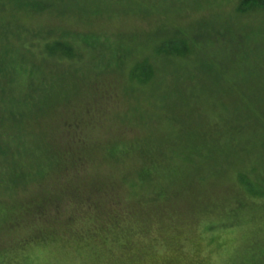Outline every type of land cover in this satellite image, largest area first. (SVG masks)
<instances>
[{"label": "rangeland", "instance_id": "374dc122", "mask_svg": "<svg viewBox=\"0 0 264 264\" xmlns=\"http://www.w3.org/2000/svg\"><path fill=\"white\" fill-rule=\"evenodd\" d=\"M241 1L0 0V152L28 156V137L40 135L63 148L70 134L102 149L119 141L155 146L181 169L172 186L179 196L164 218L193 234L180 237L183 249H157L138 264H242L248 246L263 247L262 236L250 243L242 231L197 232L203 197L223 195L230 171L264 175L261 143L253 144L264 135V13L239 15ZM69 33L88 36L92 48L68 38L72 59L42 55ZM169 40L182 56L156 53ZM18 66L35 69L23 84ZM229 129L248 137L224 156L222 141L237 135ZM92 157L106 178L108 168L130 166L107 161L106 169ZM9 240L0 239L9 264L36 261L14 258ZM237 251L242 262L232 260ZM35 264L58 263L39 256Z\"/></svg>", "mask_w": 264, "mask_h": 264}, {"label": "trees", "instance_id": "16d2710c", "mask_svg": "<svg viewBox=\"0 0 264 264\" xmlns=\"http://www.w3.org/2000/svg\"><path fill=\"white\" fill-rule=\"evenodd\" d=\"M257 8L264 13V0H242L237 12L255 14ZM87 37L65 34L45 44L41 53L50 60L72 59V46L62 40L69 38L92 48ZM156 53L182 56L184 48L169 40ZM18 67L22 74L20 84L27 77L29 81L35 73L33 67L28 70ZM144 67H147L145 63ZM145 76L143 79L147 80ZM228 131L237 135H226L229 138L222 141L224 156L227 155L224 148L236 149L239 140L248 137L238 133L240 130ZM69 137L74 141L78 138L75 134ZM43 139L46 135L34 140L28 137V156L19 148L0 152V239L10 238L14 258L31 257L28 261L36 260L33 264L39 256L47 263L58 264H138L157 249L185 247L180 237L193 234L191 229L164 218L179 196L172 186L181 174V169L170 163L169 155L158 153L155 146L149 148L124 141L102 149V145L94 146L96 143L87 137L84 142L77 139L70 146L67 139L65 148L60 146L62 141L53 146L49 142L43 144ZM257 142L264 147V135L254 136L253 144ZM261 145L259 148L264 153ZM89 147L94 149L93 154L86 149ZM95 153L103 159L106 169L111 165L107 161L116 162L120 168L127 160L130 166H124L121 171L108 168L106 178L93 166ZM257 169L230 171L226 178L228 190L223 195L221 192L216 198L203 197L206 213L199 216L197 223L203 227L197 232L242 231L247 242L258 243V236L264 239V175ZM187 199H191L190 194ZM248 247L249 256L242 258V264L257 261L264 264V245L259 251ZM8 251L0 250V264H9ZM235 257L242 262L239 251L232 258L234 262Z\"/></svg>", "mask_w": 264, "mask_h": 264}]
</instances>
